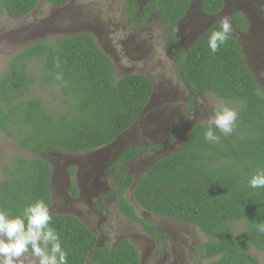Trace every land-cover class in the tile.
I'll use <instances>...</instances> for the list:
<instances>
[{"label": "trees", "instance_id": "obj_1", "mask_svg": "<svg viewBox=\"0 0 264 264\" xmlns=\"http://www.w3.org/2000/svg\"><path fill=\"white\" fill-rule=\"evenodd\" d=\"M123 1L130 26L140 29L154 21L166 33L173 64L190 104L200 94L213 95L231 108L237 106L238 119L231 135L214 129L217 142L205 140L207 124L194 127L178 149L155 159L136 183L122 167L137 159L144 149L121 152L110 166L120 211L155 241L163 239L157 227L138 218L126 203V191L133 187V199L144 211L192 226L206 236L207 242L199 247L202 259L212 264H258L248 255V249L264 256V234L256 228L257 223L264 222V188H251L249 180L258 170H264V96L248 68L241 44L232 34L217 53L210 52L207 41L217 29L216 23L188 48L180 47L176 32L191 0H151L141 9L138 0ZM68 2L48 0L57 9ZM38 3L0 0V12L21 20ZM222 8V0H204L200 6L206 16L217 15ZM231 18L237 32L248 28L242 14ZM29 62L40 66V77L27 73ZM58 73L63 74L62 84L55 79ZM54 86L60 90L63 110L55 111L33 96L36 89ZM152 91L151 81L144 76L115 80L110 58L89 33L57 38L51 44L42 41L18 53L0 78V133L33 156L46 149L68 155L101 149L137 123ZM3 173L0 207L19 215L36 199H44L51 206V167L47 162L13 157ZM71 189L76 194L74 185ZM51 216L50 226L59 233L68 254L67 264H140V254L128 239L101 249L95 235L77 218ZM239 222L244 232L231 234V226Z\"/></svg>", "mask_w": 264, "mask_h": 264}, {"label": "rangeland", "instance_id": "obj_2", "mask_svg": "<svg viewBox=\"0 0 264 264\" xmlns=\"http://www.w3.org/2000/svg\"><path fill=\"white\" fill-rule=\"evenodd\" d=\"M149 1L138 0L140 9ZM203 1L191 0L190 10L176 32L179 46L188 48L222 16H228L232 22V14L240 12L249 25L245 31L237 32L232 24L233 37L241 44L248 68L264 96V0H223L222 10L214 16L201 12ZM82 33L93 35L101 51L110 58L115 80L128 75L148 78L153 85V101L137 123L111 145L78 155L46 149L33 156L0 133V181L4 180V167L13 157L40 159L51 167L50 214L80 220L97 238L98 248H113L126 238L137 248L140 264H212L201 258L199 247L208 239L196 228L147 213L134 201L131 187L125 194L126 203L138 218L162 233L163 239L157 242L122 214L115 195L110 166L121 152L144 149L137 159L122 167L136 183L155 159L173 153L194 127L207 124L214 111L225 105L209 94L198 95L190 104L187 89L173 64L166 33L156 22L140 29L130 26L123 0H69L59 9L50 6L48 0H39L36 9L21 20H12L0 12V78L25 47L42 41L51 44L57 38ZM26 71L34 78L41 74L35 62H29ZM32 93L47 107L55 111L64 109L57 87ZM232 108L238 112L237 106ZM71 185L75 186L76 194L72 193ZM243 232L241 222L231 226V234ZM248 255L264 264L263 254L256 250L248 249ZM33 259L25 254L21 264H32Z\"/></svg>", "mask_w": 264, "mask_h": 264}, {"label": "clouds", "instance_id": "obj_3", "mask_svg": "<svg viewBox=\"0 0 264 264\" xmlns=\"http://www.w3.org/2000/svg\"><path fill=\"white\" fill-rule=\"evenodd\" d=\"M233 34V25L228 16H222L218 27L207 41L208 49L217 53ZM56 67H60L57 58ZM63 83V74L55 76ZM153 101L151 97L147 106ZM146 106V107H147ZM146 109V108H145ZM238 113L227 105L219 106L208 118L204 138L217 142L222 135H231L236 127ZM253 189L264 188V170H258L249 180ZM50 205L44 199H36L23 208L19 215H13L7 208L0 207V264H21V257L31 253L32 264H67V252L62 247L59 233L51 225ZM257 231L264 234V222L256 224Z\"/></svg>", "mask_w": 264, "mask_h": 264}, {"label": "flooded vegetation", "instance_id": "obj_4", "mask_svg": "<svg viewBox=\"0 0 264 264\" xmlns=\"http://www.w3.org/2000/svg\"><path fill=\"white\" fill-rule=\"evenodd\" d=\"M222 1H223V0H222ZM223 6H224V1H223ZM190 7H191V4H190ZM189 10H190V8H189ZM189 10H188V11H189ZM236 13H240V12H235V13H233L232 15H234V14H236ZM240 14H241V13H240ZM242 15H243V14H242ZM183 21H184V20H183ZM181 22H182V21H181ZM181 22H180V23H181ZM255 79H256V78H255ZM256 82H257V81H256ZM257 84H258V83H257ZM258 87H259V86H258Z\"/></svg>", "mask_w": 264, "mask_h": 264}]
</instances>
